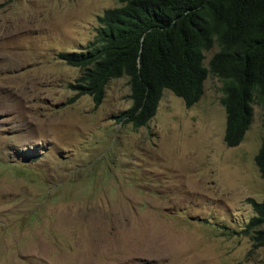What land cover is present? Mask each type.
<instances>
[{
  "label": "rangeland",
  "instance_id": "obj_1",
  "mask_svg": "<svg viewBox=\"0 0 264 264\" xmlns=\"http://www.w3.org/2000/svg\"><path fill=\"white\" fill-rule=\"evenodd\" d=\"M117 4L0 0V264H264V244L241 230L247 197L264 198L261 103L226 146L213 72L188 106L164 88L136 127L115 119L125 76L97 104L68 87L81 66L56 53L83 46Z\"/></svg>",
  "mask_w": 264,
  "mask_h": 264
},
{
  "label": "trees",
  "instance_id": "obj_2",
  "mask_svg": "<svg viewBox=\"0 0 264 264\" xmlns=\"http://www.w3.org/2000/svg\"><path fill=\"white\" fill-rule=\"evenodd\" d=\"M97 14L93 37L57 58L80 65L68 83L75 94H90L95 104L110 78L125 76L129 105L115 117L132 126L154 114L162 90L185 106L195 102L207 71L222 79V140L240 142L252 115L253 100L262 104L261 136L253 162L264 177V0H116ZM216 49L203 64L204 50ZM253 214L242 225L264 244V198L246 199Z\"/></svg>",
  "mask_w": 264,
  "mask_h": 264
},
{
  "label": "clouds",
  "instance_id": "obj_3",
  "mask_svg": "<svg viewBox=\"0 0 264 264\" xmlns=\"http://www.w3.org/2000/svg\"><path fill=\"white\" fill-rule=\"evenodd\" d=\"M117 5H119V3H118ZM114 6H116V5H114ZM110 7H112V6H110ZM106 8H107V7H106ZM101 12H102V11H101ZM101 12H100V13H101ZM100 13H99V14H100ZM174 95H175V94H174ZM155 110H156V109H155ZM222 132H223V131H222Z\"/></svg>",
  "mask_w": 264,
  "mask_h": 264
}]
</instances>
